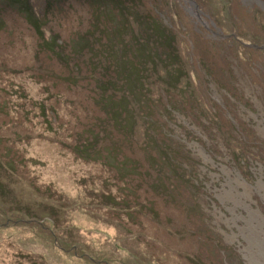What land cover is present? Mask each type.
<instances>
[{"label":"rangeland","instance_id":"rangeland-1","mask_svg":"<svg viewBox=\"0 0 264 264\" xmlns=\"http://www.w3.org/2000/svg\"><path fill=\"white\" fill-rule=\"evenodd\" d=\"M260 184L264 0H0V264H251Z\"/></svg>","mask_w":264,"mask_h":264},{"label":"bare ground","instance_id":"bare-ground-1","mask_svg":"<svg viewBox=\"0 0 264 264\" xmlns=\"http://www.w3.org/2000/svg\"><path fill=\"white\" fill-rule=\"evenodd\" d=\"M239 184L242 187H244L245 191H244V193H238L237 196L240 197V199L242 196L250 198L249 187L245 183L239 182ZM258 188L264 189V187L261 184L258 186ZM239 203L246 206V203H243L241 201ZM246 208L250 210V218L249 219L243 218V219L246 220V223L249 225V227L244 228L242 230V232H246L247 234L249 233V236L248 235H245V236H246L247 240H249L250 244L253 243L252 239L257 240V242H258V244H257L258 250L257 251L253 250V246H251V248H250L251 255H252L251 264H264V238H260V235H259L261 233H264V230H261V233L257 231L258 227L261 229L264 227V216L259 211L252 210L249 206H246ZM255 223H257V225H255ZM256 232H258V233H256ZM252 233H254V236H252ZM261 239H262V241H261Z\"/></svg>","mask_w":264,"mask_h":264},{"label":"trees","instance_id":"trees-1","mask_svg":"<svg viewBox=\"0 0 264 264\" xmlns=\"http://www.w3.org/2000/svg\"><path fill=\"white\" fill-rule=\"evenodd\" d=\"M30 21L32 22L33 26L35 27V30L38 31L37 33H39L41 36H43V31H42V24L43 23H41V21L43 22V20H40V18L37 16V18L32 17L30 19ZM56 53H58L56 55L60 57V53L59 52H56ZM65 53L66 52H64V56H66ZM73 54H74V56H78V54H76V53H73ZM77 61H79L81 63L82 59L79 60V58H77ZM69 63H74V62L69 60Z\"/></svg>","mask_w":264,"mask_h":264}]
</instances>
